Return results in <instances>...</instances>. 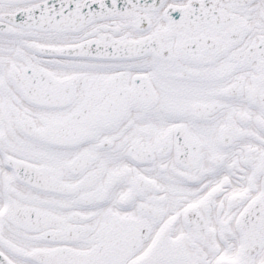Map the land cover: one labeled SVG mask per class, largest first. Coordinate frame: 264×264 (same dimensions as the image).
Here are the masks:
<instances>
[{
    "label": "snow or ice",
    "instance_id": "obj_1",
    "mask_svg": "<svg viewBox=\"0 0 264 264\" xmlns=\"http://www.w3.org/2000/svg\"><path fill=\"white\" fill-rule=\"evenodd\" d=\"M0 264H264V0H0Z\"/></svg>",
    "mask_w": 264,
    "mask_h": 264
}]
</instances>
